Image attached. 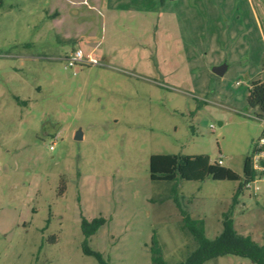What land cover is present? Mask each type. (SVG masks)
<instances>
[{
	"label": "rangeland",
	"instance_id": "rangeland-1",
	"mask_svg": "<svg viewBox=\"0 0 264 264\" xmlns=\"http://www.w3.org/2000/svg\"><path fill=\"white\" fill-rule=\"evenodd\" d=\"M255 16L264 0H0V264H102L81 247V219L99 217L88 246L105 264H151L153 233L178 264L196 243L173 196L207 238L230 219L264 246V182L233 202L238 180L149 172L150 155L175 154L241 174L262 130L246 103L264 59Z\"/></svg>",
	"mask_w": 264,
	"mask_h": 264
},
{
	"label": "trees",
	"instance_id": "trees-1",
	"mask_svg": "<svg viewBox=\"0 0 264 264\" xmlns=\"http://www.w3.org/2000/svg\"><path fill=\"white\" fill-rule=\"evenodd\" d=\"M246 103L249 108L256 109V115L264 118V82L258 78L251 81ZM149 172L151 180L174 181L176 178L185 180H203L210 177L214 180H238L240 183L233 194L232 200L236 201L238 193L245 183L251 180L254 172L251 170L248 155L243 161L241 174L218 164L206 155H175V154H152L149 157ZM173 201L181 214V228L185 229L196 243L195 249L178 264H205L210 259L226 254H235L246 257L255 264H264V246L257 245L249 236H242L231 226V220L223 222L221 234L209 239L204 234L202 219L192 218L173 196ZM104 222V218L91 220L81 219L80 229L83 235L81 243L85 255H92L102 264H105L101 255L92 251L88 246V239L96 229ZM150 262L151 264H167L154 233L150 239Z\"/></svg>",
	"mask_w": 264,
	"mask_h": 264
},
{
	"label": "built area",
	"instance_id": "built-area-1",
	"mask_svg": "<svg viewBox=\"0 0 264 264\" xmlns=\"http://www.w3.org/2000/svg\"><path fill=\"white\" fill-rule=\"evenodd\" d=\"M83 59L84 56L82 51L80 49H75L65 57V66L74 67L75 70H77V64L82 62ZM86 60L91 64H97V61L94 58L89 57V55H87ZM260 73L262 77H258V79L264 82V59L261 65ZM253 117L257 118L261 122L262 130L254 141L252 150L248 154L249 163L251 165V170L254 172V176L251 180L245 183L243 188L255 192L259 189L258 183L264 182V118H259L256 114H253ZM50 148H52V146H50ZM215 161L222 165L220 155L215 159Z\"/></svg>",
	"mask_w": 264,
	"mask_h": 264
},
{
	"label": "crops",
	"instance_id": "crops-1",
	"mask_svg": "<svg viewBox=\"0 0 264 264\" xmlns=\"http://www.w3.org/2000/svg\"><path fill=\"white\" fill-rule=\"evenodd\" d=\"M251 9H252V11L254 12V9L252 8V6H251ZM261 21L258 19V17H256L255 16V25H256V27H257V30H258V34H259V36H260V41H261V43H262V45H263V49H264V25H261V23H260ZM219 64V63H218ZM219 65H222V64H219ZM225 65V70L224 71H226L227 70V68L229 67V64L228 63H226V64H224ZM218 66V65H217ZM258 72V71H257ZM260 72V71H259ZM258 72V73H259ZM261 74V73H260ZM251 76H253V75H251ZM258 77H260V75L258 74V76H256V77H254V78H251V81L252 80H254V79H257Z\"/></svg>",
	"mask_w": 264,
	"mask_h": 264
},
{
	"label": "water",
	"instance_id": "water-1",
	"mask_svg": "<svg viewBox=\"0 0 264 264\" xmlns=\"http://www.w3.org/2000/svg\"><path fill=\"white\" fill-rule=\"evenodd\" d=\"M224 70H225V65H224V64H222V65H218V66H214V67L212 68V72L215 73V74H219V75H221V74L224 72ZM79 134H80L79 131L76 132V134H75V138H79V137H80Z\"/></svg>",
	"mask_w": 264,
	"mask_h": 264
}]
</instances>
